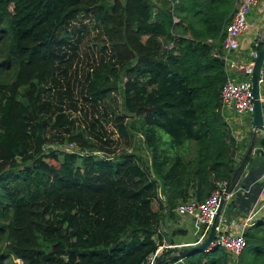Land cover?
Returning <instances> with one entry per match:
<instances>
[{
  "label": "trees",
  "instance_id": "trees-1",
  "mask_svg": "<svg viewBox=\"0 0 264 264\" xmlns=\"http://www.w3.org/2000/svg\"><path fill=\"white\" fill-rule=\"evenodd\" d=\"M233 9L234 0H0V264H141L162 243L165 208L172 216L179 202H202L229 181L242 156L222 115L226 72L216 54ZM78 17L103 38L99 51L109 50L81 94L102 102L120 91L128 121L116 128L141 138L147 161L128 149L96 156L45 148L64 42L57 35ZM84 137L71 140L98 147ZM256 146L264 165V137ZM260 186L226 208L248 212ZM159 193L167 207H154ZM243 236L237 264H264V217ZM229 256L211 245L185 259L231 264Z\"/></svg>",
  "mask_w": 264,
  "mask_h": 264
},
{
  "label": "rangeland",
  "instance_id": "rangeland-1",
  "mask_svg": "<svg viewBox=\"0 0 264 264\" xmlns=\"http://www.w3.org/2000/svg\"><path fill=\"white\" fill-rule=\"evenodd\" d=\"M80 19L81 17H78L75 23L62 29L57 35L58 39L64 42L56 50L57 64L59 65L56 70L57 87L51 90L50 96L47 98L52 104L48 110L52 118L48 127L45 148L51 147L82 153L93 152L96 156H116L128 149L138 154L143 161H147L148 156L142 147L141 138L138 136L131 138L129 135L123 137L116 128L117 121L125 123L128 121V118L121 117L120 91L112 93L110 98L102 102L87 100L81 94V86L85 83L88 71L97 65L101 58L104 56L107 58L109 50L107 49L106 53L99 51L100 45L104 41L103 38L91 26L82 28ZM238 77V79L245 78L242 74H238ZM261 82L260 93L264 94V81ZM44 108H47V105ZM225 110L238 117L231 120L229 126L240 149L244 138V128L249 129L245 138L248 137V141H250L252 114H238L232 108ZM60 115L67 118V123L61 126L57 122ZM78 133L89 139L94 147L96 145L98 147L94 150L91 147L84 148L82 142L71 140L72 134ZM249 162L251 163L252 160ZM11 187L16 186L12 184ZM154 205V207L159 206L155 202ZM229 259L232 264L236 257L229 256ZM14 263L22 264L17 258L14 259Z\"/></svg>",
  "mask_w": 264,
  "mask_h": 264
},
{
  "label": "built area",
  "instance_id": "built-area-1",
  "mask_svg": "<svg viewBox=\"0 0 264 264\" xmlns=\"http://www.w3.org/2000/svg\"><path fill=\"white\" fill-rule=\"evenodd\" d=\"M258 1L259 0H234L233 13L229 22L223 29L224 37L221 42V50L216 54L217 57L222 59L224 63V70L226 72V79L220 91L221 110L232 108L238 114L253 113L251 76L255 58L257 57L258 49L260 48V43L264 41V38H262V36L258 33L253 37L250 43V49L248 51V61L245 64L238 62L229 55L236 53L239 50L240 37L249 26L247 19L248 14L250 10L258 3ZM173 21L176 22L178 19L173 16ZM172 46L173 41H170L164 45V48L166 50H170ZM231 71H238L244 75L245 78H234L229 73ZM256 182H262L264 187V172L259 178L251 182L247 187L244 185H236L234 190L227 195V201L238 192H248L250 187ZM226 185L227 181H218L217 186L202 202L191 199L179 202L173 209L181 216L195 217V224L200 226L201 229V232L199 233V239L196 243L200 242L205 237V235H207L208 230L215 218L219 201ZM155 203L167 207V197L164 194L159 193V195L155 198ZM167 209L168 208H165L163 211L166 212ZM254 216V205H252L243 222L239 224L240 231L238 233H230L223 230L221 231L218 226L215 240L211 245H218L226 252L230 253L233 257H237V255L246 245L243 233L245 229L249 227L254 221ZM157 232L161 231L158 230ZM170 247L176 246L165 242L162 239V243L158 244L157 248L151 252L141 264H155L158 256L164 251V249ZM232 264H237L236 260H234Z\"/></svg>",
  "mask_w": 264,
  "mask_h": 264
},
{
  "label": "crops",
  "instance_id": "crops-1",
  "mask_svg": "<svg viewBox=\"0 0 264 264\" xmlns=\"http://www.w3.org/2000/svg\"><path fill=\"white\" fill-rule=\"evenodd\" d=\"M247 19H248L249 26L247 30L240 37L239 50L236 53H232L229 55L231 58L237 60L238 62L242 64H245L248 61V57H249L248 51L250 49V43L253 37L257 33L260 34L262 38L264 37V0L258 1V3L250 10ZM220 50H221V47H220ZM229 73L234 78H239L238 74H241L238 71L236 72L231 71ZM262 75L264 76V62L262 66ZM261 97L263 99L262 107H263V118H264V94H261ZM221 111H222V115L224 119L228 123L231 122V120L238 118L236 115L229 114L226 110H221ZM247 131L249 132V129L244 128V138L241 142L242 148L239 149V143H237V147H238L237 153H236L237 158L239 156L243 157L244 155L243 152L246 148V145L249 139L248 137L245 138L247 136L246 134ZM261 137H264V130L260 132L257 136V138H261ZM259 149L262 150L263 152V149L261 148ZM262 152L261 153L255 152V151L253 152L252 157L250 159V161L252 160L253 163L252 162L248 163V165L246 166L244 172L242 173L240 177V180L237 186H243L245 179L250 177L251 174L254 175L260 172L261 166H264ZM262 169H263L262 170V173H263L264 167ZM262 173L259 174V177L262 175ZM260 184L261 186L258 191L259 192L258 196L256 198L255 203L253 204L254 205V215H255L254 219L259 218V217H264V187H263L262 182H260ZM226 206L227 205L225 204V207L221 214L219 229H221V231L223 230V231H227L230 233H238L240 231L239 224L243 222L247 212L239 210L237 208L234 209V207H232V209L229 207L226 208ZM164 213H165V219L161 227H162V232L164 236L163 240L165 242L173 244L177 248H182V247H188L190 245H193L198 241L199 236H200L199 233L201 232V229H200V226H197V224L193 222L191 217L181 216L177 214L175 211H172L173 213L172 216H168L169 215L168 212H164ZM167 264H188V262L185 258H181L179 260L169 262Z\"/></svg>",
  "mask_w": 264,
  "mask_h": 264
},
{
  "label": "water",
  "instance_id": "water-1",
  "mask_svg": "<svg viewBox=\"0 0 264 264\" xmlns=\"http://www.w3.org/2000/svg\"><path fill=\"white\" fill-rule=\"evenodd\" d=\"M264 62V44L258 49L257 57L253 66L251 82H252V93H253V113H252V134L249 145L240 159L237 167L235 168L231 178L227 182L224 188L222 197L219 201V205L216 211L215 218L208 230L207 235L198 243L190 245L188 247L176 248L170 247L164 249V251L158 256L155 264H167L185 258L192 253L206 251L214 242L216 237V230L220 223L222 211L227 203V195L230 194L236 185L238 184L242 173L248 165L252 154L256 147L257 136L264 130V118H263V107L262 98L260 93V82L264 80L262 75V66ZM195 223V217H191Z\"/></svg>",
  "mask_w": 264,
  "mask_h": 264
}]
</instances>
